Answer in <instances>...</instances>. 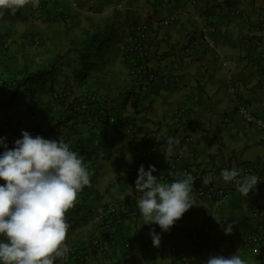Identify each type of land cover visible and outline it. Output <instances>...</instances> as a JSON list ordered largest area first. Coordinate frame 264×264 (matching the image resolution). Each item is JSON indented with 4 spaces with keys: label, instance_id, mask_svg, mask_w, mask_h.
Wrapping results in <instances>:
<instances>
[{
    "label": "crops",
    "instance_id": "0c3cea01",
    "mask_svg": "<svg viewBox=\"0 0 264 264\" xmlns=\"http://www.w3.org/2000/svg\"><path fill=\"white\" fill-rule=\"evenodd\" d=\"M43 1L45 6L31 7L41 15L42 28L28 19L25 30L21 24L25 21L7 24L8 28L4 25L8 36L2 42L21 44L30 31L47 37L48 45L31 47L38 59L32 63L34 57L29 54V60H25L28 65L45 64L55 53H62L64 65L56 85H63V79L69 77L73 82L76 74L74 87L79 94L95 91L104 95L112 102L113 113L123 122V128L126 122H132L139 128L136 136L140 139L148 135L157 137L148 152L158 182L174 181L167 178V166L175 159L197 172L213 171L224 186L227 184L221 178L223 169L253 163L264 172V130L244 123L236 112L237 104L242 102L251 112L264 117V0ZM58 14L63 21L43 20L44 16ZM167 17H173L172 23L161 25L160 21ZM141 21L152 30L145 42V61L155 74L151 84L129 78L130 58L122 51L134 24ZM205 21L216 25L217 50L195 46L186 52ZM94 32L105 46L83 63L76 59L73 47L81 46L82 40L84 44L91 42L89 37ZM222 58L230 59L231 64L222 66ZM0 73L2 78L1 68ZM230 80L236 87L235 97L226 90ZM46 98L34 108L41 124H50L55 116V101ZM28 123L22 120L19 130ZM106 125L110 124L89 128L77 123L76 131L70 132L66 141L93 173L91 186L79 193L76 207L66 213L69 247L87 251L92 238L100 237V247L91 250L86 264H178V252L187 257L188 264H205L210 256L229 257L235 253L248 264H264V242L254 249L244 240V234L260 222L264 234V183L256 185L247 198L231 189L221 204L194 198L195 205L168 232H162L156 224H143L138 208L142 193L135 189L137 178L133 177L137 161L129 138L128 146L105 155L94 144ZM170 137L180 143L168 156L164 149ZM1 148L0 154L5 150ZM4 183L0 179V185ZM112 203H124L125 208L119 218L105 227L97 216ZM229 223L232 233L226 235L224 230ZM150 230L160 235L159 247L153 246ZM193 232L205 233L207 240L193 244ZM55 264L76 261L67 256L57 259Z\"/></svg>",
    "mask_w": 264,
    "mask_h": 264
},
{
    "label": "clouds",
    "instance_id": "9594fccd",
    "mask_svg": "<svg viewBox=\"0 0 264 264\" xmlns=\"http://www.w3.org/2000/svg\"><path fill=\"white\" fill-rule=\"evenodd\" d=\"M38 4L39 0H0V17L5 12L15 15L22 8ZM21 136L13 148H8L5 138L0 137V146L5 149L0 154V179L5 181L0 185V264H55L70 252L66 243L70 227L66 213L76 207L79 193L91 186L93 173L84 158L63 140L33 137L27 131H22ZM129 142L132 145L130 138ZM179 143V139L168 138L164 153L171 156ZM155 171L149 164L147 171L141 165L138 175L133 172L137 178L135 189L142 193L138 208L143 224H156L162 232H168L195 205L192 191L196 178L185 172L183 178L171 183L158 182V174L157 177L152 174ZM241 172L236 168L223 169L221 178L226 184L234 182L239 193L248 196L259 178L255 174L241 178ZM214 179L209 173L202 183L207 185ZM224 231L231 234L232 224ZM149 236L153 246L159 247L160 235L150 230ZM258 252L259 249L255 254ZM205 264H248V261L235 253L229 257L210 256Z\"/></svg>",
    "mask_w": 264,
    "mask_h": 264
},
{
    "label": "trees",
    "instance_id": "16d2710c",
    "mask_svg": "<svg viewBox=\"0 0 264 264\" xmlns=\"http://www.w3.org/2000/svg\"><path fill=\"white\" fill-rule=\"evenodd\" d=\"M39 5L45 6L46 1L39 0ZM30 18L41 19V15L37 10H31V6L18 10L15 15L5 12L4 16L0 17V67L3 68L4 72L3 77L0 78V91L6 96L0 98V136L7 140L5 143L8 148H13L15 140L22 138V131H27L31 135H40L45 139H56L54 135H60V139L66 142L69 140L70 132L76 131L74 125L77 123L89 128L97 127L99 124L114 123L118 119L117 114L113 113L112 102L104 95L95 91H85L80 94L75 93V95L72 94L73 91L70 88L65 89L63 86L56 85V77L61 71V66L64 65L62 63V53H55L42 65H28L26 61L17 67L8 64L9 53L5 52L6 46L1 43L4 40L2 38L8 36L4 25ZM57 19L64 20L61 14L51 18L48 15L43 18L44 21H55ZM133 30L130 31V34ZM41 36L40 33L30 31L25 36L26 42L41 47L45 45ZM82 41L81 46L76 45L72 50L76 55V59L82 62L85 60L86 52L91 47L99 49L104 42L101 39L99 40L96 32L89 37L91 42L84 44V40ZM126 44L127 42L122 48ZM126 55H129V53H126ZM129 58H131L130 55ZM76 77L75 74L73 80H76ZM44 89L47 90L46 94H43ZM46 97L55 101L53 109L55 116L52 117L53 120L50 121V124H44V122L41 124L36 120V110L34 108L44 103L46 99L48 100ZM81 101H85L84 107L79 106ZM109 115L114 116V122L107 121L106 117ZM22 120H27L29 123L19 130ZM1 147L0 149H2ZM74 248L81 250L80 247ZM97 248L91 247V250L94 252Z\"/></svg>",
    "mask_w": 264,
    "mask_h": 264
},
{
    "label": "built area",
    "instance_id": "2783aa9c",
    "mask_svg": "<svg viewBox=\"0 0 264 264\" xmlns=\"http://www.w3.org/2000/svg\"><path fill=\"white\" fill-rule=\"evenodd\" d=\"M119 7V6H118ZM238 11H234L232 13L237 14ZM173 17H167L160 21V24L163 26H168L172 23ZM133 32L129 33L127 37V44L122 48L123 53H129L130 65L128 68V76L131 80L136 82H142L144 84H151L155 78L154 72L147 66L146 56L147 50L145 47V42L151 35V27L147 22H138L133 26ZM215 31L216 25L211 24L209 22H204L195 36L194 39L190 41L188 44V52L192 47L201 46L209 51H216V40H215ZM220 64L222 66H228L231 64V60L227 58H222L220 60ZM227 92L230 96H236V87L233 82L230 80L226 86ZM85 101H81L79 104L80 107H84ZM237 115L241 118V120L249 125H252L256 128L264 130V117H260L243 104L239 102L236 107ZM108 122H114V116L109 115L106 117ZM125 134L131 139L132 145L135 148V154L137 157L138 168L134 172L135 175H138V169L141 165L144 166L145 170H148L149 166V149H151L155 143L157 142V137L151 135L147 136L143 140L136 136L137 126H135L132 122H128L125 126ZM185 142L189 141V138H184ZM167 178L170 180H176L183 178L182 174L187 172L194 176L196 179L193 184L192 196L198 199L204 200H214L215 202L221 204L227 197L228 191L231 189H236V184L234 182H229L227 185H222L219 183L218 174L213 171H200L192 169L188 165H181L177 163V160L170 163L167 166ZM236 169L242 170L241 178L245 175L255 174L259 178V182L257 185L264 183V172L258 168L253 163H242ZM211 174L214 179L209 184L204 185L202 183V178L208 174ZM157 177L156 172L152 173ZM133 175V176H135ZM136 177V176H135ZM250 194V193H249ZM248 194V196H249ZM248 196H242L243 198H247ZM125 204L124 203H112L106 205L101 213L97 216V220L103 226H107L111 224L115 219L119 218L121 213L124 211ZM255 216L256 214L253 213ZM191 240L193 244H203L207 240V236L203 232H193L191 235ZM244 240L248 247L256 248L262 242H264V234L262 233V224L257 223L253 230L248 231L244 234ZM126 247H129L128 243H125ZM91 247H100V237H94L89 242V249L87 251L76 250L74 247H69L70 252L68 256L73 258L76 261V264H86V260L91 253ZM178 252V251H177ZM176 260L178 264H188L187 257L183 255V253H176Z\"/></svg>",
    "mask_w": 264,
    "mask_h": 264
},
{
    "label": "rangeland",
    "instance_id": "374dc122",
    "mask_svg": "<svg viewBox=\"0 0 264 264\" xmlns=\"http://www.w3.org/2000/svg\"><path fill=\"white\" fill-rule=\"evenodd\" d=\"M28 21L30 23L36 24L40 28H42V26H43V23H41L42 20H40V19L37 20V19L31 18V19H28ZM14 23H19V21H15V22H13V24ZM26 23H27V21L21 23L24 25V30L26 27L25 26ZM6 28H8L7 25H6ZM18 29H23V27L18 26ZM7 30H10V29H7ZM41 37L43 38L45 45L46 44L48 45L47 37H45L44 35H42ZM26 41L25 42L22 41L21 44L16 43L14 45L7 43V42H1L2 45L6 46L5 52L9 53V57L7 58V62L9 65L16 66V67L20 66L21 61L25 62V60L29 58L28 57L29 54H32V56L34 57L33 58L34 62H32V63H35L36 58L38 59V56L36 55L37 53H35L34 50L30 51L32 48H36L38 46L27 43ZM23 44H25V46H23ZM104 46H105V44L103 42L102 45L99 47V49L91 47L88 50V52H86L85 60H83V63H85L89 58H93L95 55H97L104 48ZM25 56H27V57H25ZM0 68L2 69V72H3V68L2 67H0ZM3 74H4V72H3ZM1 75L2 74L0 73V77H1ZM63 81H64V83H63V85L62 84L59 85L60 87L63 86V88H65V89L70 88L73 91L72 94L78 93L76 88L74 87V81L75 80H72L73 82H71V79L69 77L68 79L64 78ZM2 97H6V96L3 94ZM122 129H124L123 128V122L119 121V120H116L114 123L110 124L109 126H107V125L104 126V129L102 130L103 133H100L99 138H98V142L97 143L94 142V144H97V146H98V151L99 152L104 151V155H105V154H107V151H109V152L119 151V149H121L122 146H124V148L126 146H128V143H127L128 137H126V135L124 133L123 134L125 136L124 135L120 136V132H122ZM115 133H118V134H115ZM238 155L239 154H237V156Z\"/></svg>",
    "mask_w": 264,
    "mask_h": 264
}]
</instances>
